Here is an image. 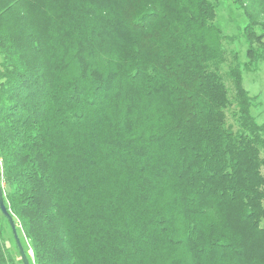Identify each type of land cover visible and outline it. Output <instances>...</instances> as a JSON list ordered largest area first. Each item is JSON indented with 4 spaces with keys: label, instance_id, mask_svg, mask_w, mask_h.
I'll return each mask as SVG.
<instances>
[{
    "label": "trees",
    "instance_id": "obj_1",
    "mask_svg": "<svg viewBox=\"0 0 264 264\" xmlns=\"http://www.w3.org/2000/svg\"><path fill=\"white\" fill-rule=\"evenodd\" d=\"M222 2L247 45L227 70ZM263 61L264 0H0L1 179L30 264H264L243 81ZM3 221L0 264H24Z\"/></svg>",
    "mask_w": 264,
    "mask_h": 264
},
{
    "label": "rangeland",
    "instance_id": "obj_2",
    "mask_svg": "<svg viewBox=\"0 0 264 264\" xmlns=\"http://www.w3.org/2000/svg\"><path fill=\"white\" fill-rule=\"evenodd\" d=\"M236 13L239 12L237 11ZM236 18H239V15L235 16V13L232 12L229 7L222 2L218 10L217 20L222 25L225 34L228 35V39L224 40V45L227 49V55L229 58L227 63L223 65V70L228 69L230 57L234 51L238 52L242 61L247 60V45L241 36V31L238 26L240 22H238ZM232 36L237 37V39H230ZM243 81L244 86L249 91L250 95L255 97L251 112L253 116H255L257 122L264 123V61L259 64L258 70L245 71L243 74ZM229 122L234 123L230 116ZM262 155L264 156V151L262 152ZM3 231L6 244L10 246L13 245L12 249L16 253L17 251L12 241L14 234L6 221H3ZM30 254L32 255L31 251Z\"/></svg>",
    "mask_w": 264,
    "mask_h": 264
},
{
    "label": "water",
    "instance_id": "obj_3",
    "mask_svg": "<svg viewBox=\"0 0 264 264\" xmlns=\"http://www.w3.org/2000/svg\"><path fill=\"white\" fill-rule=\"evenodd\" d=\"M5 194L3 191V184H2V179H1V165H0V210L1 212L6 216V218L9 221V224L11 226V229L13 231L14 234V238L15 241L17 243V246L19 248L20 254H21V258L23 259L24 264H30V261L28 259V256L25 252L24 246L22 244L20 235L18 233V229H17V224L15 221L14 216L12 215V213L10 212V210L8 209L6 203H5Z\"/></svg>",
    "mask_w": 264,
    "mask_h": 264
}]
</instances>
